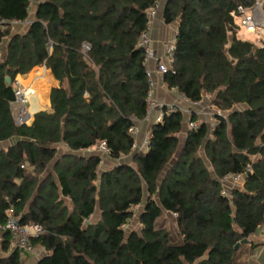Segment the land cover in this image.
Wrapping results in <instances>:
<instances>
[{
    "label": "trees",
    "instance_id": "1",
    "mask_svg": "<svg viewBox=\"0 0 264 264\" xmlns=\"http://www.w3.org/2000/svg\"><path fill=\"white\" fill-rule=\"evenodd\" d=\"M156 1L0 0V142L15 139L0 148V223L13 206L42 226L29 241L45 251L36 264H235L234 245L264 221V46L237 38L232 15L253 0L164 1L162 20L177 28L166 87L213 95L227 115L187 129L181 112L164 114L137 150L129 127L145 121L150 88L137 42ZM38 65L58 81L50 109L16 125L5 77ZM103 155L116 163L100 170ZM227 173H243L242 187L223 183ZM135 205L140 226L122 228ZM162 211L176 213L175 232L155 226ZM11 239L0 232V264H23L31 253L9 250Z\"/></svg>",
    "mask_w": 264,
    "mask_h": 264
},
{
    "label": "built area",
    "instance_id": "2",
    "mask_svg": "<svg viewBox=\"0 0 264 264\" xmlns=\"http://www.w3.org/2000/svg\"><path fill=\"white\" fill-rule=\"evenodd\" d=\"M263 0H253L249 6L237 5L236 9L232 12L234 23L238 28H242L247 32H264V12L262 10ZM160 6V0H157L153 6L147 10V24L145 30H143L138 38V46L144 50V63L147 64L146 76L149 84V91L146 96V114L143 120L151 121L152 123L161 122L164 114L179 111L185 115V126L187 129H196L202 123H206L209 128H212L218 123V117H226L225 112L215 103H212V97L210 98V105L206 108L202 106L203 97L198 101H191L186 96L180 94L175 88H171L176 94V101L171 103H163L156 99L154 93V79L153 76L156 73L163 79V74L172 71V64L174 62V51L176 43L177 28L172 30L171 35L162 42L160 52H157L153 44L151 35V25L154 17L157 15ZM3 19H0V24L4 23ZM29 19L23 21L12 20L10 21L12 26L27 25ZM83 48L88 49L86 43L83 44ZM13 99L9 101L10 112L13 121L16 125H29L33 120L34 111L32 114L29 111L30 102L35 97L34 89L30 85H22L18 81H13ZM208 94V93H207ZM211 96V95H210ZM32 120H31V119ZM210 120V121H209ZM214 120V121H213ZM138 131L137 125L129 127V133L136 135ZM150 130L146 133L140 149L147 148L150 139ZM136 144H134V148ZM97 150L103 154H107L109 149L104 141H99ZM250 169V167H247ZM244 181L243 173H227L223 175L221 181L223 183H231L238 185ZM222 194H225V190L222 188ZM137 208V206H132ZM176 215V213H173ZM4 221L0 223V232L7 230L12 239L9 243V250L20 249L29 253L34 252L35 247L30 244V239L37 237L44 232L42 226L38 223H21L20 214L16 213L13 206H8L4 210ZM135 213L126 223H123L122 228H128L133 222Z\"/></svg>",
    "mask_w": 264,
    "mask_h": 264
},
{
    "label": "crops",
    "instance_id": "3",
    "mask_svg": "<svg viewBox=\"0 0 264 264\" xmlns=\"http://www.w3.org/2000/svg\"><path fill=\"white\" fill-rule=\"evenodd\" d=\"M163 3L164 2L160 1V7L163 5ZM18 26H20V25H17V27ZM14 32H17V31H14ZM151 33H152V39H153V44L155 46V49L157 50V52H160L162 42L164 40H166L171 34L170 24H166L162 20L161 8H159L157 15L154 17V19L152 21ZM244 34H248V35L259 34L262 37H260V39L256 38V39L252 40V39H247L246 37H244ZM263 36H264L263 32L250 33V32L245 31L242 28H237V30H236V37L237 38L242 39V40H249L258 46H261L262 44L264 45ZM5 52H6V49H5V51L1 57V60L5 57ZM38 67H43V74L45 76L46 81L48 83H51V86H50L51 88L58 86V81L54 78V76L52 75V73L49 69H47L44 65H38ZM17 75H20L21 77H23L22 74H17ZM153 79H154V84H155L154 93H155V97L157 100H159L163 103H171V102H175L177 100L175 92H173L171 89H168L166 87L163 79H161L159 75H157L155 73L153 76ZM21 84L24 85L23 83H21ZM49 93H50V90H49ZM206 95H207V93H205V96ZM47 98H48V101L45 104V106H46L45 110L50 109L49 94H48ZM204 99L205 98L203 97L202 105H203V103H206V101H204ZM136 125L138 128V131H137V134L135 135V144H136L135 149L139 150L140 149L139 147H140L146 133L150 129L151 121L145 120L142 122H138ZM14 140L15 139H10L7 141L0 142V148L9 145ZM59 147L61 149H66V147L63 143L59 144ZM142 150H145V148H142ZM95 151H96V147L94 146V147H90V148H88L82 152H85V154H87L89 152H95ZM115 163H116L115 160L109 159V157H106L103 155L102 162L99 165V169L104 170V169L111 168ZM138 207L139 206L137 205V208ZM162 212H163L162 213L163 217H166L169 219V221H170L169 224L172 228L174 227L173 231H175L174 217L176 215H173L172 212H168V211H162ZM98 217H99V211H98V209H95V212L93 213L92 218H93V220H97ZM136 217H134V220L132 222L133 228H137L138 226H140ZM170 226H168L167 228L170 229ZM164 227H166V226L164 225ZM179 239L180 238H178V240ZM246 239H247L246 242H241L236 247L237 250L235 251V256H234L235 264H264V221L256 228V230L252 234L248 235L246 237ZM35 250L36 251L31 253L27 257H25L23 264H36V262L45 254V251L41 247H35ZM0 254H4V253L2 251H0ZM193 264H196V263H193Z\"/></svg>",
    "mask_w": 264,
    "mask_h": 264
},
{
    "label": "bare ground",
    "instance_id": "4",
    "mask_svg": "<svg viewBox=\"0 0 264 264\" xmlns=\"http://www.w3.org/2000/svg\"><path fill=\"white\" fill-rule=\"evenodd\" d=\"M17 79L24 85L33 83L32 86H30L34 89L35 97L30 102V113L32 114L34 111L43 108L48 101V90L51 86V83H48L45 79L43 67L34 66L23 77L18 76Z\"/></svg>",
    "mask_w": 264,
    "mask_h": 264
},
{
    "label": "rangeland",
    "instance_id": "5",
    "mask_svg": "<svg viewBox=\"0 0 264 264\" xmlns=\"http://www.w3.org/2000/svg\"><path fill=\"white\" fill-rule=\"evenodd\" d=\"M161 2H164L165 0H160ZM32 5H33V3H32ZM31 8H32V6H31ZM159 8H160V6H159ZM159 10V9H158ZM174 28H176V24L174 23V24H170V29H171V33H172V30L174 29ZM26 29V25L25 24H23V25H20V26H18L17 27V25L16 26H12V31L14 32V31H19V32H22V31H24ZM258 33V32H257ZM151 35H152V33H151ZM171 35V34H170ZM262 35V34H261ZM263 35H264V32H263ZM244 37H246L247 39H252V40H254V39H260V37H262V36H260L259 34H250V35H248V34H244ZM263 39H264V36H263ZM6 44H7V39L5 38L3 41H2V43L0 44V60H1V57H2V55H3V53H4V51H5V49H6ZM261 46H264L263 44L261 45ZM17 76H19V75H15V77H14V80H16V81H18L19 83H22V82H20L19 81V79H17ZM33 82V81H32ZM31 82V83H32ZM30 84V83H29ZM33 84V83H32ZM32 84H31V86H32ZM10 85L11 86H13V81L11 82L10 81ZM51 88V87H50ZM49 88V90H51ZM49 90H48V94H49ZM37 96V95H36ZM205 96V95H204ZM209 97H213V95H209V94H207L204 98V101H206V103H203V107H207V106H209L210 105V98ZM46 109V106L44 105L43 106V108H41V109H38V110H45ZM225 115H227V113L225 112ZM32 120V119H31ZM210 121V120H209ZM214 121V120H213ZM50 166V165H49ZM243 182L244 181H242L241 180V182L238 184V186L239 187H241L242 186V184H243ZM145 196V198H146V195H144ZM133 212L135 213V217L137 216V212H138V210H140V208L138 207V208H133ZM162 213L163 212H161V215H159V217L156 219V221H155V226L157 227V228H162V227H164V225L166 226V227H168V226H170V221H169V219L168 218H166V217H163V215H162ZM139 227V226H138ZM170 229H171V231L172 232H175V231H173V229H174V227L172 228L171 226H170ZM34 251H36V250H34ZM33 253V252H32ZM37 253V252H36Z\"/></svg>",
    "mask_w": 264,
    "mask_h": 264
},
{
    "label": "water",
    "instance_id": "6",
    "mask_svg": "<svg viewBox=\"0 0 264 264\" xmlns=\"http://www.w3.org/2000/svg\"><path fill=\"white\" fill-rule=\"evenodd\" d=\"M24 75H25V74H22V76H24ZM5 81H6L7 84H10V81H11V80H10V77H9V76H6V77H5ZM37 111H39V110H37ZM37 111H36V112H37ZM36 112H35V113H36ZM33 116H34V115H33ZM246 240H247L246 238L241 239L239 242H237V243L234 245V247H237L241 242H246Z\"/></svg>",
    "mask_w": 264,
    "mask_h": 264
}]
</instances>
